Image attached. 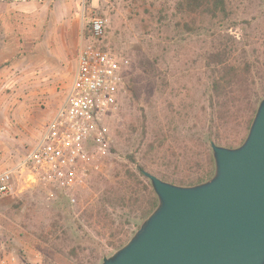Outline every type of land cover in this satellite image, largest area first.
I'll return each mask as SVG.
<instances>
[{
	"label": "rangeland",
	"instance_id": "1",
	"mask_svg": "<svg viewBox=\"0 0 264 264\" xmlns=\"http://www.w3.org/2000/svg\"><path fill=\"white\" fill-rule=\"evenodd\" d=\"M177 4L178 0L92 2L105 20L101 43L134 76L141 94L148 84H157L164 78L168 83L165 98L174 104H192V115L201 116L203 112L198 108L204 103L208 88L203 55L215 39L212 34H228L249 53L255 49L261 54L264 50V0H228L229 19L197 34L186 30L185 25L195 19V26H200L199 17L178 12ZM20 22L27 28L26 34L18 31ZM36 27L43 34L33 37V33H39ZM45 34L53 62L32 66L28 60L39 56L44 42L41 36ZM87 36L85 32L84 37ZM80 39V26L71 5L5 7L0 4V166L16 163L32 146L30 142L19 141L25 115L33 111V120L42 113L51 115L62 101L75 69ZM261 62H264L263 53ZM174 91H177L176 98L171 95ZM135 106L126 93L111 118L112 135L116 128L124 130L128 115L139 114ZM149 112L147 110V115ZM113 158L114 162L103 172L110 180L114 171L126 162L123 150H118ZM14 187V193L0 198V232L9 233L6 229L11 228V250L18 256V264H101L103 257L111 255L112 250L106 249L100 254L101 260H95L104 241L91 233L90 239L82 237L77 243L59 246L57 243L55 246L61 248L62 253L49 245L36 246L26 238H19V234H24L34 240L50 228L58 214L64 217L63 223L71 225L95 200L96 195L89 189L80 194L76 204L66 208L39 187L23 188L19 180ZM77 246L79 249L70 255L71 248Z\"/></svg>",
	"mask_w": 264,
	"mask_h": 264
},
{
	"label": "trees",
	"instance_id": "2",
	"mask_svg": "<svg viewBox=\"0 0 264 264\" xmlns=\"http://www.w3.org/2000/svg\"><path fill=\"white\" fill-rule=\"evenodd\" d=\"M176 6L178 12L199 17L200 26H195V19L185 25L186 30L196 34L204 28L214 29L229 19L228 0H178ZM22 25L20 22L18 31L26 34L28 30ZM36 28L39 33H33V37L43 34ZM212 35L215 39L203 55L208 88L204 103L198 108L202 115H192V104L168 101L165 98L168 83L164 78L157 84H148L141 94L134 76L122 65L126 92L139 113L128 115L124 130L116 128L113 135L110 163L114 162L118 150H123L125 164L114 171L112 180L101 174L90 180L89 190L96 198L71 225L63 223L64 217L58 214L50 228L34 240L24 234H19V238H26L36 246L49 245L62 253L59 245L77 243L82 237L90 239L91 233L104 241L95 254L99 262L102 251L111 249L113 253L121 248L157 205L143 172L179 186H194L212 177L210 143L228 148L241 145L264 96V62H261L264 50L260 54L252 49L249 53L228 34ZM41 37L45 44L42 43L39 56L28 60L32 66L53 62L49 38L46 34ZM176 93L171 95L176 98ZM54 113L55 110L47 122ZM188 122L191 125H187ZM55 199L57 204L70 207V200L64 194L57 193ZM6 230L10 233L11 228L8 226ZM9 233L2 234L7 250L13 248ZM77 249L78 246L71 248L70 255Z\"/></svg>",
	"mask_w": 264,
	"mask_h": 264
},
{
	"label": "water",
	"instance_id": "3",
	"mask_svg": "<svg viewBox=\"0 0 264 264\" xmlns=\"http://www.w3.org/2000/svg\"><path fill=\"white\" fill-rule=\"evenodd\" d=\"M210 149L214 171L203 183L143 172L157 205L101 264H264V96L241 145Z\"/></svg>",
	"mask_w": 264,
	"mask_h": 264
},
{
	"label": "built area",
	"instance_id": "4",
	"mask_svg": "<svg viewBox=\"0 0 264 264\" xmlns=\"http://www.w3.org/2000/svg\"><path fill=\"white\" fill-rule=\"evenodd\" d=\"M93 0H0L1 5H71L81 31L75 69L64 97L37 139L14 164L0 166V198L14 193L16 181L26 189L41 188L76 204L90 180L110 165L112 117L127 93L122 64L101 42L105 20ZM87 33V38L84 33ZM84 43L87 44L84 46ZM0 232V264H18Z\"/></svg>",
	"mask_w": 264,
	"mask_h": 264
},
{
	"label": "crops",
	"instance_id": "5",
	"mask_svg": "<svg viewBox=\"0 0 264 264\" xmlns=\"http://www.w3.org/2000/svg\"><path fill=\"white\" fill-rule=\"evenodd\" d=\"M49 113L47 114H40V118L37 116L35 120L33 111H29L25 118L22 120L24 121V124L22 125V131H20V139L19 141H25L30 142V144H33V142L37 139L39 133L41 132V129L43 125L47 122V119L50 117ZM28 124V125H26ZM25 125V126H24Z\"/></svg>",
	"mask_w": 264,
	"mask_h": 264
}]
</instances>
